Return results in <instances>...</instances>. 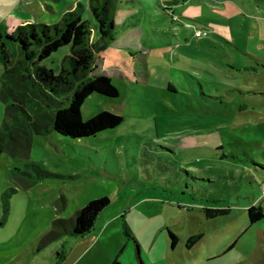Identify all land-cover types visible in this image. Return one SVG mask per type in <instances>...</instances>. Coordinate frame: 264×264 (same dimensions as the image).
<instances>
[{
	"label": "rangeland",
	"instance_id": "obj_1",
	"mask_svg": "<svg viewBox=\"0 0 264 264\" xmlns=\"http://www.w3.org/2000/svg\"><path fill=\"white\" fill-rule=\"evenodd\" d=\"M139 1L116 11V35L123 43L140 33L149 52L103 51L98 63L120 94H92L82 107L84 120L107 110L123 122L91 138L35 135L27 157L0 155V264H140L125 227L145 264H264V218L250 225L248 217L251 205L264 207V175L244 162L247 152L264 163V5ZM79 3L0 0V27L52 25ZM82 16L91 18L87 7ZM2 73L0 66V127ZM29 161L50 175L30 184L13 174ZM102 197L111 202L90 234L51 239L55 219ZM228 207L206 217L207 208ZM169 231L179 237L175 247ZM195 235L202 237L189 247Z\"/></svg>",
	"mask_w": 264,
	"mask_h": 264
},
{
	"label": "trees",
	"instance_id": "obj_2",
	"mask_svg": "<svg viewBox=\"0 0 264 264\" xmlns=\"http://www.w3.org/2000/svg\"><path fill=\"white\" fill-rule=\"evenodd\" d=\"M250 1L264 5V0ZM139 2L87 0L85 4L79 3L75 9H69L60 21L52 25L21 22L15 30L0 27V66L3 70L1 94L7 101L0 127V155L6 151L13 156L27 157L35 135L55 132L72 139L91 138L123 122L122 115L107 110L84 120L82 107L92 94L109 98H117L120 94L112 78L98 63L103 51L114 47L146 50L140 44V33H128L133 34V37L123 43L116 35V31L121 28L115 21L116 11ZM85 7L89 10L91 20L82 16ZM64 47H69V52L58 63L52 62L53 55ZM198 86L205 95L203 85L198 82ZM167 88L177 92L172 82H168ZM245 155L244 162L250 163V160L255 168L261 169L260 172L252 167L254 172L264 175V163L250 158L247 152ZM227 156L236 158L226 154H222L221 158ZM25 169L14 168L13 174L19 172L27 175L30 184L50 175L34 161L27 162ZM186 174L197 182L207 179L187 170ZM110 202L108 197L94 199L76 210L71 217L55 219L51 239L65 235L83 238L90 234L99 214ZM230 211L229 207L205 209L207 218L225 215ZM248 217L250 225L260 222L264 218L262 204L251 205ZM125 234L135 241L140 264H145L139 244L128 227H125ZM169 235L175 247L179 237L173 231H169ZM201 237L191 236L188 246ZM111 264L121 263L116 259Z\"/></svg>",
	"mask_w": 264,
	"mask_h": 264
},
{
	"label": "crops",
	"instance_id": "obj_3",
	"mask_svg": "<svg viewBox=\"0 0 264 264\" xmlns=\"http://www.w3.org/2000/svg\"><path fill=\"white\" fill-rule=\"evenodd\" d=\"M87 2V0H85V3ZM71 9V8H70ZM173 12H174V10H173ZM21 22H23L22 20H21ZM188 23H195L193 20H188L187 21ZM137 39V38H136ZM111 51V50H110ZM145 52H149V50L148 49H146V50H142L141 52H139V53H145ZM104 60V59H103Z\"/></svg>",
	"mask_w": 264,
	"mask_h": 264
},
{
	"label": "built area",
	"instance_id": "obj_4",
	"mask_svg": "<svg viewBox=\"0 0 264 264\" xmlns=\"http://www.w3.org/2000/svg\"><path fill=\"white\" fill-rule=\"evenodd\" d=\"M196 34L199 35L200 34V31L197 30ZM263 193H264V188H263Z\"/></svg>",
	"mask_w": 264,
	"mask_h": 264
}]
</instances>
